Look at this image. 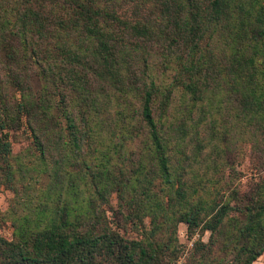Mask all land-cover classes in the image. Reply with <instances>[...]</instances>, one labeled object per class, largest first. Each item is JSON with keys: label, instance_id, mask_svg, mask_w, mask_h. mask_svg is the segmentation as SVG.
<instances>
[{"label": "trees", "instance_id": "trees-1", "mask_svg": "<svg viewBox=\"0 0 264 264\" xmlns=\"http://www.w3.org/2000/svg\"><path fill=\"white\" fill-rule=\"evenodd\" d=\"M58 57L68 65L65 75L73 77L80 97L66 113L68 138L54 121L47 97ZM25 61L33 62L43 80L39 95L28 84ZM0 70L20 91L15 109L18 117H26L39 151L33 163L39 169L31 168L37 176L49 177L42 200L34 206L28 205L30 200L24 203L28 212L14 219L15 239H2L9 251L0 253L3 262L17 257L21 264H68L71 257L83 255L77 264H103L96 261V250L109 239L111 228L85 191L94 187L93 194L104 201L116 190L122 200L127 183L110 175L108 150L99 152L101 167L90 178L82 166L75 172L68 166L79 162L86 140L102 134L89 124L105 86L121 99L120 119L135 121L131 134L141 124L146 136L148 166L140 163L130 171L141 175L142 191L133 189L136 198L125 201L128 219L136 223L149 216L159 228L160 217L162 224L173 223V233L179 222L191 231L198 226L222 231L235 207L207 200L183 179L188 171L185 138L193 106L219 109L233 101L240 124L252 125L258 116L264 132V0H0ZM169 70L170 83L163 76ZM179 94L184 98L173 113ZM136 96L140 104L133 110ZM188 99L194 104L185 110ZM92 110L90 117L86 112ZM6 136L0 140L4 163L11 153ZM203 147L197 139L196 150ZM193 157L197 159L196 151ZM86 168L91 170V164ZM156 181L163 185V194L154 199ZM257 191L245 220L228 235V242L245 241L239 264H252L264 251V177ZM206 215L210 218L205 221ZM123 247L117 259L121 264H155L162 249L149 240L127 241Z\"/></svg>", "mask_w": 264, "mask_h": 264}, {"label": "rangeland", "instance_id": "rangeland-1", "mask_svg": "<svg viewBox=\"0 0 264 264\" xmlns=\"http://www.w3.org/2000/svg\"><path fill=\"white\" fill-rule=\"evenodd\" d=\"M25 63L28 64L26 61ZM53 63L56 75L47 83V97L54 121L68 138L66 113L74 107L76 101H80V97L78 91L72 87L73 77L65 75L68 65L61 57L53 60ZM29 64L30 69L26 72L28 84L32 91L39 95L43 80L37 75L33 62ZM163 76L170 83L173 71L169 70ZM95 86L94 83L92 87ZM98 95L95 102L97 113L92 110L86 114L90 117L95 114L89 126H92L95 133L101 129L102 134L99 136L96 134L95 139L86 140L79 162L68 166V169L75 172L83 167V172L86 173L87 178H90L91 172L101 167L103 157L99 152L108 150L110 175L120 177L122 182L127 183L128 190L122 200L119 193L112 190L104 201L93 194L94 187L85 191V195L90 194L91 199L97 201L99 210L104 211L111 228L109 239L96 250V261L103 264H121L117 259L124 254L125 242L149 240L162 246L155 264H239L236 262L238 252L245 241L236 244L233 241L228 242V235L234 234L245 220L247 208L257 199V188L261 186V179L264 177V132L260 127L261 119L257 116L254 124L244 127L243 122L240 124L235 116L238 112L235 101L226 106L225 103H221L219 109L192 107L194 101L190 99L183 102V109L188 110L192 107V120L188 122L189 134L185 138L187 155L185 164L188 165V171L183 174V179L188 185L198 187L199 193H202L207 200H214L218 205L229 203L235 209L230 212L220 233L202 230L201 226L191 231L184 222L177 223L176 232L173 233V223L162 224L160 217L159 228H154L149 216H144L142 221L137 219V224L128 219L125 201H129L132 197L136 198L133 189L136 193L142 191L138 184L141 175L137 170L130 171L136 169L140 163L148 166L145 131L140 124L139 131L131 134L129 129L135 121L132 120L128 124V120L120 119L121 115H124L119 114L122 109L121 99H116L109 88L105 86ZM182 98L184 97L179 94V99L175 101L176 106L174 105L175 108L172 109L173 113ZM19 99L20 91L12 85L11 76L6 71L0 70V140L6 133L11 145L7 163L0 158V253L2 250L4 253L9 252L3 248L4 241L10 242L15 239L14 219L22 218L28 212L24 203L30 200L28 205L34 206L41 201V190H44L49 182L47 175L37 176L38 171L31 168L32 165L39 169V166L33 164L38 160L39 151L35 147L26 117H18L15 105ZM139 104L140 99L136 96L132 99L131 108L136 110ZM127 124V129L123 130ZM197 139L204 145L201 151L196 150ZM121 143H124L122 150H120ZM195 151L196 160L193 157ZM67 152L68 156L72 155L69 150ZM152 155L148 153V157L151 158ZM82 160H85L83 164ZM87 164H91V170H87ZM202 185L203 190H201ZM162 189L163 185L156 181L152 187L154 199L163 194ZM209 218L210 215H206L203 220ZM151 230L152 233L155 231L153 236L149 234ZM81 256L71 257L68 264L79 263ZM19 260L15 257L14 260L3 262L0 258V264H21ZM252 264H264V251Z\"/></svg>", "mask_w": 264, "mask_h": 264}]
</instances>
